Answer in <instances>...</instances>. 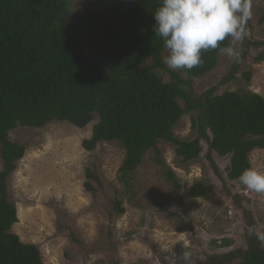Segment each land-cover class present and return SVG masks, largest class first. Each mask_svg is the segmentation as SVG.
<instances>
[{"label":"trees","instance_id":"trees-1","mask_svg":"<svg viewBox=\"0 0 264 264\" xmlns=\"http://www.w3.org/2000/svg\"><path fill=\"white\" fill-rule=\"evenodd\" d=\"M160 2L0 0V264H45L37 244L23 242L11 231L19 217L9 179L27 149L10 136L19 126L66 121L84 128L96 121L83 147L95 151L104 141L123 145L119 180L126 191L133 190L149 152H155L158 166L164 165L158 146L163 141L174 145L184 162L201 157L206 142L209 151L230 157L227 172L234 180L252 167L251 152L264 149V96L251 90L218 92L219 85L239 74L251 81L252 70L241 66L253 48L259 49L253 60L264 62V40L247 35L239 62L233 61L216 85L197 93L194 78L214 70L221 53L202 52V65L191 70L168 68L163 62L167 49L153 31ZM186 112L195 113L196 137L191 140L173 132ZM213 166L219 173L214 160ZM85 175L84 186L95 195L102 180L95 168H86ZM166 176L177 185L171 169ZM211 188L198 181L190 194L207 197ZM112 207L111 214L126 212L118 197ZM242 208L246 245L207 255L197 264H264V245L247 231L255 227L254 218L249 208Z\"/></svg>","mask_w":264,"mask_h":264},{"label":"rangeland","instance_id":"rangeland-1","mask_svg":"<svg viewBox=\"0 0 264 264\" xmlns=\"http://www.w3.org/2000/svg\"><path fill=\"white\" fill-rule=\"evenodd\" d=\"M251 13L248 37L264 40V20L260 21L264 0H251ZM258 51L253 48L241 66L252 70L251 81L239 74L219 85V93L251 90L264 96V62L253 60ZM232 62L220 54L214 70L194 78L195 91L216 85ZM179 102L184 106L181 98ZM194 116V112L182 116L173 129L177 138L196 137ZM95 122L78 128L52 121L42 128L19 126L10 132L13 140L27 145L9 179L10 199L19 217L11 231L23 242L37 244L45 264H183L180 257L185 249L192 253V264H197L207 255L246 245L242 207L251 211L254 228L264 230V195L228 177L229 156L209 151L203 142L201 157L184 162L175 146L163 141L158 146L164 165L158 166L155 152H149L137 170L133 190L126 191L119 180L123 145L104 141L95 151L83 147ZM249 159L253 168L264 171V149H254ZM88 167L95 168L102 180L95 195L84 186ZM167 168L174 172L177 185L168 180ZM198 181L211 185L207 197L191 196ZM116 197L126 208L123 214H111Z\"/></svg>","mask_w":264,"mask_h":264},{"label":"clouds","instance_id":"clouds-1","mask_svg":"<svg viewBox=\"0 0 264 264\" xmlns=\"http://www.w3.org/2000/svg\"><path fill=\"white\" fill-rule=\"evenodd\" d=\"M251 15V0H161L153 14V31L168 52L163 62L173 70H191L202 65V52L209 50L239 62L242 48L237 45L248 35ZM226 39L228 44L221 46ZM238 180L247 190L264 195V171L246 168ZM247 231L264 245V230ZM180 259L192 264L191 251L185 249Z\"/></svg>","mask_w":264,"mask_h":264}]
</instances>
